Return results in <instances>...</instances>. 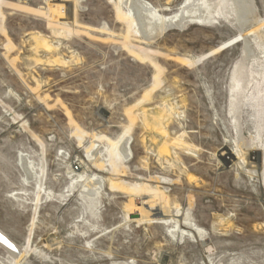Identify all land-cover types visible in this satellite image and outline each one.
I'll return each instance as SVG.
<instances>
[{"label": "rangeland", "instance_id": "1", "mask_svg": "<svg viewBox=\"0 0 264 264\" xmlns=\"http://www.w3.org/2000/svg\"><path fill=\"white\" fill-rule=\"evenodd\" d=\"M143 1L169 15L185 0ZM129 15L122 0H0V233L27 264H264V75L238 141L241 34L219 19L148 42ZM91 174L94 197L77 184ZM0 264H15L1 247Z\"/></svg>", "mask_w": 264, "mask_h": 264}, {"label": "bare ground", "instance_id": "2", "mask_svg": "<svg viewBox=\"0 0 264 264\" xmlns=\"http://www.w3.org/2000/svg\"><path fill=\"white\" fill-rule=\"evenodd\" d=\"M122 3L128 10L130 14L129 17L132 16L130 18H133L142 37L148 42L153 41L156 37L162 35L170 28L182 29L188 25L207 26L219 19L226 21L241 34L243 37V53L230 74L228 84V113L236 137L238 141H240L242 137L241 111L245 93L252 80L262 79L264 75V73L254 72L250 68L253 60H255L256 63L264 61V45L260 40L258 43L249 37L251 30H260L263 24L262 20L256 16L257 9L254 0H185L176 13L169 15H162L149 3L143 0H122ZM261 33L263 36V31H261ZM95 147L96 146L91 145L89 152H94ZM116 147L124 159L130 156L131 152L128 137L121 139ZM239 150H242L240 145L237 148V151ZM226 151L228 152L229 150L226 149ZM96 156L94 160L99 162L101 156L99 154ZM27 160H25L23 156H20V163L26 172L27 178H32L36 176L34 172L35 169L33 168L34 165ZM253 160L256 161V159ZM173 166H177V164H173ZM176 168H178V166ZM77 184L83 185V190L87 196L94 197L97 195L96 191L101 187V179L97 175L91 174L84 180L77 181ZM195 230L198 231L199 229L195 227ZM184 231H186V229ZM3 233L4 232L0 233L3 236H0V247L9 254L15 264H27L24 260L25 254L19 250L17 246H14V243Z\"/></svg>", "mask_w": 264, "mask_h": 264}, {"label": "built area", "instance_id": "3", "mask_svg": "<svg viewBox=\"0 0 264 264\" xmlns=\"http://www.w3.org/2000/svg\"><path fill=\"white\" fill-rule=\"evenodd\" d=\"M73 170H74V171H77V170H78V166L75 165V166L73 167Z\"/></svg>", "mask_w": 264, "mask_h": 264}, {"label": "water", "instance_id": "4", "mask_svg": "<svg viewBox=\"0 0 264 264\" xmlns=\"http://www.w3.org/2000/svg\"><path fill=\"white\" fill-rule=\"evenodd\" d=\"M135 217H137L136 215H131L130 216V218H135ZM0 236H2L1 234H0ZM3 237V236H2Z\"/></svg>", "mask_w": 264, "mask_h": 264}]
</instances>
